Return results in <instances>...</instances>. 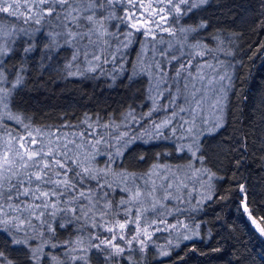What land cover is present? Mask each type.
<instances>
[{
	"label": "trees",
	"instance_id": "trees-1",
	"mask_svg": "<svg viewBox=\"0 0 264 264\" xmlns=\"http://www.w3.org/2000/svg\"><path fill=\"white\" fill-rule=\"evenodd\" d=\"M190 2L199 6L185 12L181 20L184 26L193 29L189 34L191 40L175 42L167 53H184L187 60L189 54L205 51L207 55L192 60L194 66L198 61H207L217 70L223 66L232 71L224 123L200 141L203 165L216 178L213 196L192 218L198 224L200 238L178 239L161 230L145 241L143 251L135 241L129 247L120 239L115 240L125 248L117 254L111 247L112 250L94 247L100 239L110 237L100 227L99 230L92 227L94 221L57 213L43 217L45 223L33 219L31 226H23V231L0 232L3 264H264V234L252 223L255 218L264 227V0ZM116 15H121L119 8ZM8 23L16 28L23 25V21L15 18ZM112 23L116 21L109 23V31L116 32ZM33 27L36 33L19 35L1 61L9 84L17 77L22 78L14 88V84H8L10 109L15 116L31 128L70 124L83 129L81 122L87 117L89 123L98 120L100 124L111 125L107 131L113 134L126 132L124 139H131L121 149L122 154L115 157L113 148L108 157L114 160L112 170L136 176L147 173L157 160L168 157L167 153H175L173 131L164 128L161 136L153 129V122L158 124L167 119L172 108L166 107L168 96L160 99L158 107L150 98L149 75L140 71L147 65L139 64L142 43L138 35L127 48L112 40L109 51L119 48L114 53L117 59L101 62L95 71H88L82 59L72 60L74 49L64 45L62 36H57L55 42L50 39V33L60 31L55 22L45 18ZM119 28L118 38L122 40L123 25ZM167 45L164 43L162 47ZM28 48L31 51H25ZM151 61L154 63L156 59ZM205 72L215 73L210 69ZM169 75H173L171 70ZM176 104L178 111L179 100ZM154 106L156 111L152 110ZM179 121L177 117L172 124L177 126ZM97 166H107L104 155L97 157ZM113 181L117 180L109 177V182ZM123 187L113 182L112 189H106L111 193L107 199L113 206L125 194ZM245 204L251 217L243 210ZM12 238L27 239L28 243L15 245ZM52 244L56 247H51ZM36 245L42 249L38 261L31 256L32 246ZM162 251L168 254L163 255ZM72 257L83 259L73 262Z\"/></svg>",
	"mask_w": 264,
	"mask_h": 264
},
{
	"label": "snow or ice",
	"instance_id": "snow-or-ice-1",
	"mask_svg": "<svg viewBox=\"0 0 264 264\" xmlns=\"http://www.w3.org/2000/svg\"><path fill=\"white\" fill-rule=\"evenodd\" d=\"M205 3L207 0H200V4ZM181 5H185L186 8H182ZM198 6L190 0H0V13L4 14L0 19L15 18L25 23L32 21L40 24L41 20L48 18L50 23L55 22V26L60 29L58 32L50 33V39L55 42L57 36H62L64 45L74 49L72 60L82 59L88 71H95L101 62L108 63L117 59L114 53L118 52L119 48L109 51L112 48L110 43L112 40L120 47L127 48L136 33L145 40L152 41H156L158 32L175 36L172 27L165 26L168 25L169 16L178 17ZM117 8L120 16L116 15ZM113 20L116 23H112L111 27L117 29L116 32L109 31V23ZM120 25H123L124 29L123 40L118 38ZM180 31L188 30L181 28ZM158 42L165 43L163 38ZM167 46L171 47L170 44ZM8 51L6 48H0V55ZM160 52L161 59L164 60L163 65L154 62L140 69L152 77V87L156 90V96L150 97L153 104H156L157 97L163 98L166 90L169 97L168 107L172 108L167 119L158 124L153 122V126L161 136L163 132L160 130L164 128H170L175 132L176 126L172 122L179 117L181 128L191 135L196 126L195 118L185 120L179 114L188 112L194 117L195 114L202 112V105L208 98V93L215 92V85L223 81L225 76L220 75L215 66L207 61L203 63L198 61L195 66L193 65V59L207 55L205 51L191 53L187 60L183 58L184 53L169 54L165 49H161ZM71 66L69 63L68 67ZM205 69L212 70L216 75L205 72ZM169 70L173 72L172 77L168 76ZM21 82L22 78L17 77L12 87ZM10 93L11 89L0 88V104H3L5 109L8 108L7 99ZM177 100L183 105L178 111ZM152 110L157 109L154 106ZM148 115L150 116L151 112ZM7 116L21 125L25 131L23 134H14L12 131L0 134V232L7 234L11 229L23 231V226L25 224L31 226L33 219L45 223L43 217L65 213L77 220L81 218L92 220L94 221L92 227H100L103 231L112 233L110 237L100 239L99 243L94 245L97 249L101 246L111 247L117 254L123 253L125 248L116 244L115 240L118 237L124 241L125 230L131 225V234L126 245L130 247L135 241L143 251L146 246L145 239H151L148 229L156 224L157 218L163 216L168 202L180 198L175 193L182 181L174 187L175 181L163 176L161 183L157 184L152 177L154 174L158 175L156 169L161 167L159 165H153V169L145 174L146 179L141 177L143 184L136 183L135 174L114 173L111 169L114 160L108 157V151L114 148V156L119 157L122 154L121 149L131 138L124 139L128 135L126 132L113 134L107 131L112 127L107 123L100 124L98 120L89 123L90 118L86 117L81 122L84 125L83 129L70 124L42 129L31 128L21 117L13 116L10 112ZM2 119L0 116V120ZM184 125L189 127L184 128ZM219 127L221 124L217 122L212 130ZM183 150L181 147L180 151ZM188 151L192 149L189 147ZM192 154L195 156V152ZM100 155L107 159V166L104 168L97 166V157ZM110 176L120 178L113 182L117 187L124 185L122 191L127 194V199H121L115 206L107 199L111 193L106 189L111 190L113 187V182H109ZM129 180L132 181L133 187L127 186ZM243 210L249 212L247 204ZM121 214L124 222L118 219ZM149 214L154 218L149 220ZM249 216L251 217L250 212ZM97 220L98 223L95 222ZM160 222L165 223L163 219ZM252 223L256 224L261 234H264V227H260L255 218H252ZM170 227L175 228L176 225ZM155 231L160 229L157 227ZM141 236L145 239H140ZM11 242L15 245H26L28 240L12 238ZM51 247L56 245L52 244ZM41 250L33 249L32 258L38 261L40 258L38 253ZM3 256L4 253L0 252V257ZM76 259L83 257H72L73 262Z\"/></svg>",
	"mask_w": 264,
	"mask_h": 264
},
{
	"label": "rangeland",
	"instance_id": "rangeland-1",
	"mask_svg": "<svg viewBox=\"0 0 264 264\" xmlns=\"http://www.w3.org/2000/svg\"><path fill=\"white\" fill-rule=\"evenodd\" d=\"M181 7L186 8L185 5H181ZM1 15L2 13H0V16ZM181 16L182 15L175 17L170 15L168 20V25H165L166 27H172L173 31L176 33L175 36H170L168 33L158 32L156 41H152L150 39L145 40V38L142 37L139 33L135 34V37L138 35L139 38H141L140 40L142 43V52L139 60V64L141 66L143 64L147 66L152 65L153 63L151 60L153 58L156 59V62L161 63L162 61L161 52H160L161 48L165 49L167 52V50H170L175 47L174 46L175 42H180V43L190 42L191 39L189 34L193 33V29L184 26L182 24L183 22L181 20ZM12 19L14 18H3L0 21V48H6L9 51L11 50L15 39L19 35L31 36L36 33L33 27L35 25L34 22L32 21H29L28 23L23 22V25L16 28V26L8 23ZM4 20H7L8 22H5ZM181 28L187 29L188 31L181 32L180 31ZM161 38H163L165 43H167L168 45L170 44L171 47L168 46L162 47V45L164 44L158 42L160 41ZM4 55H0V88H4L5 90H8L11 89L9 85L15 84L16 81L9 84L7 82V79H5L4 77L1 67V61ZM151 56L153 58H150ZM218 72L220 75L225 76V79L223 81L218 82L215 85L216 88L215 92L208 93V98L205 100V102L202 105L203 111L195 114L194 117L191 116L188 112L180 113V116H183L185 120L195 118L196 126L192 134L189 135L186 131H184V129L181 128L180 126L181 121H179L178 125L175 127V132H173L174 135L173 140L176 141L175 153L172 154L171 152H169L167 153L168 157L165 158L163 157V159L161 160L159 159L157 160L156 163H154V165L161 166L156 169V173H158V175L154 174L152 177L154 180H156L157 184L161 183V177L163 176H167L169 180L175 181L174 187L176 186V184H179L181 181L183 183L180 185L179 190L175 193V195H177L180 198L168 202L166 204V208L163 213V216L157 218L156 224L148 229L151 236L154 233L158 232L155 231V228L158 227L160 231L161 230L167 231L171 233L172 236L178 239L190 240L194 238L196 239L200 238V232L198 231V224H196L195 221H192V218H194L195 216L194 214L197 213L199 209H201L204 202H206L213 196L216 187L215 175L203 165V161L201 159L202 156L200 153L201 151L200 141L202 137H204L205 135L212 134L220 128L219 127L215 130H212L213 125L215 123L219 122L221 126L223 125L224 117H225L224 116L225 106L228 98V92H229V87L231 85V77H232V71L229 70L228 68L226 69L223 66H221V68H218ZM211 75H216V73H212ZM169 83H171V80H169ZM148 89L149 92H151V97H155L156 90L152 87V77L150 75H149ZM164 95L168 96V92H166V90L163 93V97ZM160 99L161 98L158 97L156 98V104H155L156 107H158V105L161 104ZM7 103H8L7 109L3 107V104H0V116L3 117V119L0 120V125L3 126L0 127V134H4L7 131H12L14 134L15 133L23 134L25 129H23L21 125L19 127L13 125V123L9 121L10 119H8L7 116L8 112H10L13 116H15L10 109V95L7 99ZM168 103L166 101L165 103L166 107ZM179 106H183L180 104V101H179ZM187 127H189V125H184V128ZM154 131L158 133L156 129ZM160 131H162V129ZM181 147H183L184 149L183 151H180ZM189 147L192 149V151H188ZM197 148L199 150H197ZM193 152H195V156H193L192 154ZM163 166H167V167L165 168ZM152 169L153 166L149 169L147 173H149ZM112 171L114 173L122 172L115 170ZM145 174L146 173L139 176L135 175L137 184H143L144 181L143 179H141V177H144L146 179ZM110 178L117 181L120 179L118 176L117 177L110 176ZM165 183H167V181H165ZM184 185H186V187H184ZM127 186L133 187V183L132 184L127 183ZM122 199H127L126 193L123 195ZM132 215L133 216L135 215V210H133ZM153 218L154 217L151 214H149V220ZM118 219H120L121 222H124L123 217H119ZM161 219H163L165 223H161L160 222ZM141 224L143 226V221L141 222ZM173 224L176 225L175 228L170 227V225ZM183 225H187V227H184ZM107 226L108 225H105V227ZM96 228L99 230V227ZM131 229L132 227L131 225H129L128 228L125 230V238H128V236L131 234ZM105 233H109V232L106 231ZM185 237L188 238L185 239ZM117 239L119 238L117 237ZM140 239H145V238L141 236ZM147 240L149 239H145V241ZM123 243H126V241H123ZM37 248H40V246L37 245L32 246V250ZM108 248L111 249L110 247ZM162 252L164 253L165 251ZM1 263L3 264V258H0V264Z\"/></svg>",
	"mask_w": 264,
	"mask_h": 264
}]
</instances>
